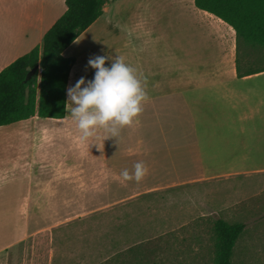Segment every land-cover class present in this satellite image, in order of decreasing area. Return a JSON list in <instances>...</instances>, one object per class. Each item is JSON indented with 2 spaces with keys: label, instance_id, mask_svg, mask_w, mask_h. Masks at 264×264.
<instances>
[{
  "label": "crops",
  "instance_id": "crops-1",
  "mask_svg": "<svg viewBox=\"0 0 264 264\" xmlns=\"http://www.w3.org/2000/svg\"><path fill=\"white\" fill-rule=\"evenodd\" d=\"M150 1L126 0V7L109 0L96 20L98 54L122 56L145 87L148 98L137 120L115 138L98 128L82 139L66 115L2 125L0 179H51L53 199L73 192L81 207L91 205L87 179H98L99 201L130 213L140 204L169 208L171 200L181 210L184 200H193L195 208V192L220 183L233 198L264 183V66L239 76L235 30L194 0H166L179 10L176 19H124L123 13ZM66 8L65 0H0V72L36 47L41 52L45 33ZM111 38L122 39L112 50ZM68 48L65 56H71ZM136 161L147 168L142 179L124 180L121 170L131 172ZM71 179H81L84 190L74 191ZM37 213L28 207L29 226ZM87 214L57 206L49 219L56 228Z\"/></svg>",
  "mask_w": 264,
  "mask_h": 264
},
{
  "label": "rangeland",
  "instance_id": "rangeland-1",
  "mask_svg": "<svg viewBox=\"0 0 264 264\" xmlns=\"http://www.w3.org/2000/svg\"><path fill=\"white\" fill-rule=\"evenodd\" d=\"M125 1L121 0V5L127 7ZM133 9V14H122L124 19L155 15L172 20L179 12L166 0H151L149 7ZM91 27L68 48V54L76 58L69 85L81 76L86 80L93 77L95 70L87 61L98 55L101 33L97 21ZM121 40L109 39L108 48L112 50ZM238 50L242 62L264 66V47L242 42ZM97 180L87 179L91 205L81 207L73 192L68 199H53L51 179H0V264H214V226L220 218L246 224L235 245L232 264H264V183L238 198L220 183L195 192L199 194H194L198 197L194 198L195 208L193 200H184L185 210L171 200L169 208L160 203L140 204L130 213L105 207L112 201H99ZM71 181L74 191L84 190L81 179ZM29 206L38 212L30 226L26 215ZM57 206L68 208L72 215L88 214L55 228V220L49 217Z\"/></svg>",
  "mask_w": 264,
  "mask_h": 264
},
{
  "label": "trees",
  "instance_id": "trees-1",
  "mask_svg": "<svg viewBox=\"0 0 264 264\" xmlns=\"http://www.w3.org/2000/svg\"><path fill=\"white\" fill-rule=\"evenodd\" d=\"M109 0H65L66 11L45 33L40 47L17 58L0 72V126L34 115L63 118L66 115L69 75L76 62L63 52L103 13ZM195 6L233 27L237 39V73L256 71L241 61V43L264 47V0H194ZM39 65L34 72L31 70ZM217 235L214 264H232L244 222L215 221Z\"/></svg>",
  "mask_w": 264,
  "mask_h": 264
},
{
  "label": "clouds",
  "instance_id": "clouds-1",
  "mask_svg": "<svg viewBox=\"0 0 264 264\" xmlns=\"http://www.w3.org/2000/svg\"><path fill=\"white\" fill-rule=\"evenodd\" d=\"M106 60L111 63L106 65ZM87 64L95 70L92 79L81 76L66 88V117L75 123L82 139L92 137L98 128L115 138L122 127L131 126L143 111L148 98L145 87L137 70L118 54H98L90 57ZM146 171L144 162L136 161L131 172L124 168L120 176L140 181Z\"/></svg>",
  "mask_w": 264,
  "mask_h": 264
},
{
  "label": "water",
  "instance_id": "water-1",
  "mask_svg": "<svg viewBox=\"0 0 264 264\" xmlns=\"http://www.w3.org/2000/svg\"><path fill=\"white\" fill-rule=\"evenodd\" d=\"M39 68V65H36L32 70L31 72H34L35 70H37Z\"/></svg>",
  "mask_w": 264,
  "mask_h": 264
},
{
  "label": "bare ground",
  "instance_id": "bare-ground-1",
  "mask_svg": "<svg viewBox=\"0 0 264 264\" xmlns=\"http://www.w3.org/2000/svg\"><path fill=\"white\" fill-rule=\"evenodd\" d=\"M77 43V42H76ZM73 76V70H72V73H71V77Z\"/></svg>",
  "mask_w": 264,
  "mask_h": 264
}]
</instances>
